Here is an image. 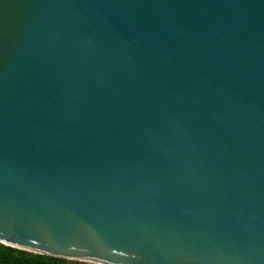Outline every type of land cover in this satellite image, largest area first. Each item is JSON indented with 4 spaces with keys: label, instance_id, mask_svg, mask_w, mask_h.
<instances>
[{
    "label": "water",
    "instance_id": "95a60500",
    "mask_svg": "<svg viewBox=\"0 0 264 264\" xmlns=\"http://www.w3.org/2000/svg\"><path fill=\"white\" fill-rule=\"evenodd\" d=\"M5 232L88 264H264V0H0Z\"/></svg>",
    "mask_w": 264,
    "mask_h": 264
},
{
    "label": "trees",
    "instance_id": "16d2710c",
    "mask_svg": "<svg viewBox=\"0 0 264 264\" xmlns=\"http://www.w3.org/2000/svg\"><path fill=\"white\" fill-rule=\"evenodd\" d=\"M0 264H88L29 253L0 243Z\"/></svg>",
    "mask_w": 264,
    "mask_h": 264
},
{
    "label": "snow or ice",
    "instance_id": "6c2138e0",
    "mask_svg": "<svg viewBox=\"0 0 264 264\" xmlns=\"http://www.w3.org/2000/svg\"><path fill=\"white\" fill-rule=\"evenodd\" d=\"M0 235L3 236L4 240L5 241H8V242H12V243H21V244H28L29 246H38L37 245V242L36 241H26V240H22L18 237H14L10 234H8L7 232L5 233H0Z\"/></svg>",
    "mask_w": 264,
    "mask_h": 264
}]
</instances>
